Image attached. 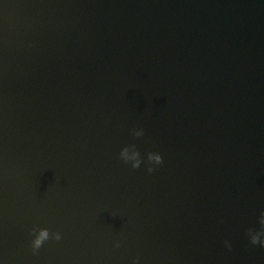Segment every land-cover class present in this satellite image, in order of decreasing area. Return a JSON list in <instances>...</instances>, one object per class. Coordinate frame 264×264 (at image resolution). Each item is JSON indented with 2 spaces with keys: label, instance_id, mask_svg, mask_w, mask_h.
<instances>
[{
  "label": "water",
  "instance_id": "1",
  "mask_svg": "<svg viewBox=\"0 0 264 264\" xmlns=\"http://www.w3.org/2000/svg\"><path fill=\"white\" fill-rule=\"evenodd\" d=\"M262 215L264 0H0V264H264Z\"/></svg>",
  "mask_w": 264,
  "mask_h": 264
},
{
  "label": "clouds",
  "instance_id": "2",
  "mask_svg": "<svg viewBox=\"0 0 264 264\" xmlns=\"http://www.w3.org/2000/svg\"><path fill=\"white\" fill-rule=\"evenodd\" d=\"M143 129H138L136 131L137 135H142ZM122 155L126 160H130L134 165L138 166L141 163L140 152L135 148V146H127L122 150ZM149 160L154 161L155 164H161L164 160V156L160 152H151L149 153ZM155 165L149 169V171H154ZM260 223L262 225L261 229L257 230L255 228L249 229V238L252 244H261L264 245V215L260 217ZM32 232L35 233L34 238L32 239V249L37 251L41 248L44 242L50 239V231L47 228H42L37 231L36 228L32 229ZM56 240L63 239V233L57 231L54 235ZM225 243L231 247V241H225ZM116 246H120V241H116ZM136 264H140V257H136Z\"/></svg>",
  "mask_w": 264,
  "mask_h": 264
}]
</instances>
